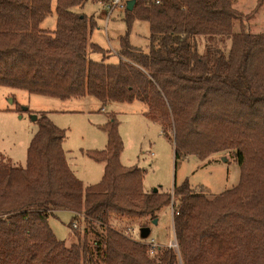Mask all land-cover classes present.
<instances>
[{
    "label": "trees",
    "instance_id": "obj_1",
    "mask_svg": "<svg viewBox=\"0 0 264 264\" xmlns=\"http://www.w3.org/2000/svg\"><path fill=\"white\" fill-rule=\"evenodd\" d=\"M53 1L0 0L1 86L102 104L140 100L173 140L175 159L230 153L239 181L218 194L188 180L145 192L144 170L120 162L110 116L106 146L86 152L104 162L102 177L84 186L68 166L65 130L38 113L25 165L0 155V264H180L173 247L151 253L148 240L129 235L131 220L170 204L181 264H264V33L248 30L250 14L233 0H134L112 52L90 41L96 21L75 10L97 0H55V27L43 29ZM135 20L148 24L145 48L130 42ZM60 210L77 219L70 245L48 223Z\"/></svg>",
    "mask_w": 264,
    "mask_h": 264
},
{
    "label": "rangeland",
    "instance_id": "obj_2",
    "mask_svg": "<svg viewBox=\"0 0 264 264\" xmlns=\"http://www.w3.org/2000/svg\"><path fill=\"white\" fill-rule=\"evenodd\" d=\"M233 2L240 11L250 14L248 30L253 34L264 33V2L258 11L253 10L257 0ZM75 10L92 16L96 21L90 41L115 52L118 38L126 29L122 19L123 12L114 10L106 20L100 14L99 3L92 1ZM55 24L54 0L51 13L44 18L40 27L52 30ZM148 32L147 22L135 20L129 35L130 42L145 48ZM90 57L99 60L101 55L91 53ZM109 60L114 61V56ZM146 111L147 104L137 99L132 102L109 101L102 104L91 95L60 99L0 85V155L10 159L14 165L24 166L27 147L38 127L33 115L45 114L66 132L62 147L69 168L84 186L96 183L102 177L104 162L91 159L86 152L101 150L106 146L107 133L101 125L110 116H114L118 120V130L123 141L120 162L125 166L137 165L144 170L145 192H169L174 184L179 185L188 180L193 188H201L208 194H218L238 183L240 168L236 158L230 153L214 154L204 161L193 155L175 159L173 140L163 131L159 122L145 116ZM75 220L77 219L72 212L60 210L49 216L48 223L56 237L70 245L77 240L70 226V222ZM143 220L147 221L149 228L145 236L142 235L140 226ZM172 221L173 204H170L163 206L154 218L131 220L130 230H134L132 233L135 238L142 236L144 241L153 239L157 245L169 246L176 243ZM76 229L81 230L79 222ZM80 233L82 234L81 231ZM92 237L93 234H88L89 240ZM178 257L181 264L180 253Z\"/></svg>",
    "mask_w": 264,
    "mask_h": 264
},
{
    "label": "built area",
    "instance_id": "obj_3",
    "mask_svg": "<svg viewBox=\"0 0 264 264\" xmlns=\"http://www.w3.org/2000/svg\"><path fill=\"white\" fill-rule=\"evenodd\" d=\"M158 2V0H157ZM97 3L100 5V14L102 16H105L106 20L110 17L111 13L114 10H120L123 11L126 8V0H97ZM73 227H77V223H73ZM134 230H129V234L133 239L141 240L140 236L139 238L133 237ZM147 244L149 245L150 252L153 253L154 251L157 250L158 245L157 243L154 242L153 239L146 241ZM169 246L173 247L177 253L178 247L177 244L174 242V244H169Z\"/></svg>",
    "mask_w": 264,
    "mask_h": 264
},
{
    "label": "water",
    "instance_id": "obj_4",
    "mask_svg": "<svg viewBox=\"0 0 264 264\" xmlns=\"http://www.w3.org/2000/svg\"><path fill=\"white\" fill-rule=\"evenodd\" d=\"M133 5H134V0H126V9L128 10H132L133 9ZM37 115L34 114L33 115V119H36ZM149 232V228L148 227H142L141 228V233L142 235H147Z\"/></svg>",
    "mask_w": 264,
    "mask_h": 264
}]
</instances>
